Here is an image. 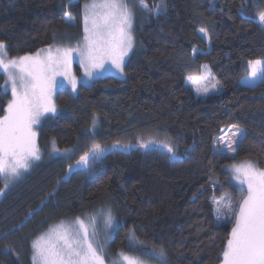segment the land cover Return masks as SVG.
<instances>
[{"label": "trees", "instance_id": "trees-1", "mask_svg": "<svg viewBox=\"0 0 264 264\" xmlns=\"http://www.w3.org/2000/svg\"><path fill=\"white\" fill-rule=\"evenodd\" d=\"M87 1L0 0V41L11 58L77 41ZM146 2L154 7L159 0ZM259 11L264 0H166L164 11L137 23L124 79L107 75L82 84L77 96L59 89V113L41 124L39 142L43 149L54 140L59 148L79 150L40 161L1 197L0 264H33L32 240L42 230L106 203L118 220L112 251L144 255L163 247L166 264H221L233 212L247 194L228 166L252 160L264 168V83L241 82L246 62L264 59ZM194 48L200 50L195 56ZM203 63L222 92L198 97L186 84L187 72ZM4 78L1 73L0 117L10 101ZM93 116L99 118L95 128ZM231 125L244 128L243 143L234 155L216 154V138ZM137 138L161 143L142 148ZM116 141L133 147L105 153L90 170L69 171L93 143ZM169 142L176 158L162 147ZM213 198H226L232 207L218 218ZM133 232L146 247L131 240Z\"/></svg>", "mask_w": 264, "mask_h": 264}, {"label": "snow or ice", "instance_id": "snow-or-ice-1", "mask_svg": "<svg viewBox=\"0 0 264 264\" xmlns=\"http://www.w3.org/2000/svg\"><path fill=\"white\" fill-rule=\"evenodd\" d=\"M139 7L148 14L158 12L165 8L164 0H160L154 7H149L145 0H138ZM84 43L77 48L49 46L47 55H26L5 60L7 45L0 41V72L7 75V85H11L12 99L6 109V115L0 117V176L6 177L9 182L18 180L25 172L29 171L32 164L39 160V148L36 144V133L32 125L46 113H57V108L51 99V92L57 86L55 77L67 71L68 65L73 59V54L78 53L80 63L84 66V75L92 78L96 75V69H104L105 61L111 62L118 72L123 73L125 57L133 49L130 30L134 11L127 4V0H92L84 6ZM71 20V17H66ZM255 22L264 27V11H259ZM199 32L207 36L204 28ZM200 50L193 49L195 56ZM251 70L247 83L256 85L264 83V60L248 61ZM63 70V71H62ZM188 80L197 84V93L207 95L212 91H219L221 85L213 82V74L207 65L201 66V74L188 76ZM73 91L76 90L77 81L71 80ZM96 125V117L93 116V128ZM231 138L224 136L219 141L224 142V147L217 150L216 154H224L225 151L235 153L245 138L244 130L229 129ZM140 147L148 148L150 144L161 143L159 141H142L137 138ZM131 143L121 144L116 141L112 145L93 143L91 148L83 153L76 161L75 166L69 165V171L73 167L77 171L91 169L103 155L113 150H128ZM170 158H176L177 152L173 143H163ZM71 150H65L62 155H68ZM52 152L60 153L56 142H52ZM235 178L242 185L246 184V195L238 205V211L233 212L234 221L227 241V248L223 253L224 264H264V170L256 168L251 162H244L233 166ZM9 183L6 182L0 188V195L4 194ZM55 191V190H54ZM221 198L212 199V206L218 218L224 208H231V204H225ZM43 203V202H42ZM34 214V212H33ZM94 222L95 217L90 218ZM113 217L111 211L107 213L105 226L111 228ZM92 236L96 235L95 225L92 226ZM89 226L84 220L77 218L72 224H59L52 227L47 233L33 241V264H104V257L99 249L102 245H94L89 238ZM131 240L140 247H146L143 241L137 240L134 232ZM144 255L159 260L160 264H166V252L161 247L152 249ZM121 264H145L139 257L121 253Z\"/></svg>", "mask_w": 264, "mask_h": 264}, {"label": "rangeland", "instance_id": "rangeland-1", "mask_svg": "<svg viewBox=\"0 0 264 264\" xmlns=\"http://www.w3.org/2000/svg\"><path fill=\"white\" fill-rule=\"evenodd\" d=\"M91 2H92V0H88L87 2L84 3V6H85V4H90ZM145 2H146V0H145ZM158 3H160V0H159ZM127 4L134 11V16H133V19H132V27H131V30H130V34L132 36V42H133V49H134L135 43H136L135 29L137 27V23L138 24L139 23L143 24L146 20L149 19L151 14H148L146 11L142 10L139 7L138 0H127ZM164 4L166 5V0H164ZM84 6H83V14H82L83 31H82V36L80 38H78L77 41H73V42H69V43L55 42V43H53L51 45H48V46L40 48L39 50H37L33 54H27V55H35L38 52H40V55L43 57V56L47 55V53H46V51H41V50H46L49 46H51L53 49H55L57 47H61V48H66V47L77 48V47L82 46L83 43H84V36H85V33H84V19H83L84 14H85L84 13ZM165 9H166V7L162 8L158 12L164 11ZM158 12H154V13L156 14ZM154 13H152V14H154ZM200 34L204 35L202 33H200ZM133 49H132V51H133ZM132 51L129 52L128 56L125 57V64L128 61ZM24 56H26V55H24ZM17 57H22V56H17ZM14 58H16V57H14ZM8 59H11V56L8 54V52H6L5 60L7 61ZM255 60H258V59H255ZM255 60H249V61H255ZM259 60H264V59H259ZM125 64H124V67H125ZM203 65H207L211 69V72L213 74V82H218L219 85H221L219 80H218V78H217V76H216V74L213 72L210 64H208V63L195 64L193 69L188 71L187 74H186V84L188 86H190L195 91V93L197 94L198 97H205V96L210 95V94H215V93L222 92L223 91V86L221 85L222 87H220L219 91H212V92H210L207 95H203V94L197 93V91H196L197 84L194 83L193 81H190V80L187 79V77L190 76V75L191 76L200 75L201 74V66H203ZM245 66H246V69L244 70V73L241 76V82L249 84L246 81V78L249 77V74H250V71H251L248 68V61L246 62ZM78 68H79L80 72H78ZM84 72H85V68L80 63L79 54L78 53H74L73 54V59L71 60L70 64L68 65L67 71L64 72V74L57 75L55 77V80L57 81V86L51 92V99H52L54 104H55L54 98H55V95H56V93H57V91L59 89H63V88L67 89L72 95L77 96L79 94L80 86L82 84L91 85L96 79L105 77L107 75H114V76H116V77H118L120 79H124L125 78V72L123 71V73H120L114 67H111V62L110 61H105V68L104 69H96L95 70L96 75L94 77H92V78L86 77L84 75ZM1 73L2 72H0V74ZM2 74L5 76V78H4L5 81H4V85H3V89L5 91L7 75L4 74V73H2ZM73 78H75L76 81H77L76 90L75 91H73L72 84H71V80ZM7 92L10 93V100H11L12 99V94H11V85L10 84L7 85ZM55 106H56V104H55ZM57 110L58 111H57L56 114L59 113V109L58 108H57ZM6 114L7 113L5 111V114H3L1 117L5 116ZM52 115H53L52 113H46L44 116H42L39 119V121L37 123L32 125V130L36 133V144H37V147L39 148V154H40L41 158L39 160L35 161L32 164V166L29 169V171L25 172L18 180L9 182L6 177L2 176L4 184L6 182H8L9 183V187L5 189L3 195H0V199L5 194H7L9 191H11V189H13L14 186H16L20 181L25 179L30 174V172L38 165V163H40V161L49 160V159L55 158V157L67 159L68 157L73 156L77 152V150H79V147H77V146L76 147H69V148H59L56 145V147L60 149V153L54 154L52 152V141L50 143H47L48 145H47L46 149H43V147L41 146V144L39 142V138H40L39 137L40 136L39 130H40V128L42 126L41 124H43L44 120L46 118H48L49 116H52ZM98 119H99L98 116H96V122L98 121ZM236 128H240V129L244 130V128L239 126V125L227 126V127H225L222 130V133L216 138V141H215V146H214L215 152H217L218 149L224 147V142L223 141L218 142L219 138L224 136V137L230 139L231 138V134H230L229 129H231L232 131H235ZM244 133H245V130H244ZM66 149L67 150H71V151L68 153V155H62V153H64V151ZM237 150H238V148H237ZM225 152H227V151H225ZM236 152L235 153L228 152V153L234 155V154H236ZM244 162H251L258 169L264 170V168H260L252 160L236 161V162H234V163H232L231 165L228 166L227 170L230 173V178L233 181V183L236 184L239 188H242V189L246 190V187H247L246 184L242 185L240 183V181L235 178V174L232 171L233 166L240 165V164H242ZM109 210L111 211V215L113 217V225H112L111 228H107L105 226V221H106L107 213H108ZM92 217H95L94 222L92 220H90V218H92ZM77 218L84 220L85 223L89 226V233H90L89 238L94 242V245H102V248L99 249V252H100V255H102L104 257V264H121V261L119 260V255L121 253H124V254H127L129 256H133V257H139L143 261H145V264H160L159 261H156L155 259H152L150 256L138 255V254H133V253H125V252H114V251H112L110 249V243H111V241L113 239L116 227L118 225V220H117V216H116V213L114 211L113 206L111 204H109V203L103 204V205H101V206H99V207H97V208H95V209H93V210H91L89 212H86V213H84L82 215H79V216H76L74 218L62 219V220H59V221L51 223L50 225H48L44 230H42L32 240V244H33V241H35L38 237H40V236L44 235L45 233H47L52 227H54L56 225H59L61 223H63V224H72V223H74L76 221ZM93 223L95 225V231H96V235L95 236L91 235ZM32 253L34 254L33 247H32ZM33 254H32V263H33ZM221 264H224V258H223V261H222Z\"/></svg>", "mask_w": 264, "mask_h": 264}]
</instances>
